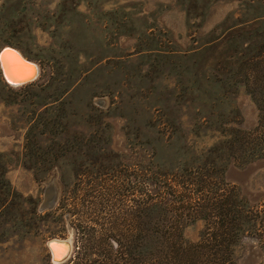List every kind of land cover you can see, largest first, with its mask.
I'll return each mask as SVG.
<instances>
[{"label": "rangeland", "instance_id": "rangeland-1", "mask_svg": "<svg viewBox=\"0 0 264 264\" xmlns=\"http://www.w3.org/2000/svg\"><path fill=\"white\" fill-rule=\"evenodd\" d=\"M4 46L39 73L16 86L0 73V264H229L198 247L212 224L178 218L194 198L182 181L209 172L264 200V160L229 162L234 130L258 120L264 0H0ZM156 170L176 190L161 253ZM52 237L72 241L64 262L51 261ZM233 252L262 257L251 240Z\"/></svg>", "mask_w": 264, "mask_h": 264}, {"label": "trees", "instance_id": "trees-1", "mask_svg": "<svg viewBox=\"0 0 264 264\" xmlns=\"http://www.w3.org/2000/svg\"><path fill=\"white\" fill-rule=\"evenodd\" d=\"M253 84L249 91L258 109V120L251 130L235 129L230 142L231 154L229 162L234 164H246L255 160H264V67L260 74H253ZM194 178L182 181L184 190L191 193L193 202L187 208L179 210L178 218L194 221L202 219L212 227H205L201 233L199 248H207L212 260L219 263L218 258L225 252L229 264H237L233 248L251 240L262 249V257L258 264H264V200L251 203L235 184L226 183L224 178L217 182ZM167 174L153 172V193L150 196V208L152 209L153 224L149 228L153 235L154 250L161 253V243L168 239L171 232L160 227L159 224L166 220L164 210H167V198L170 191H176L168 187ZM222 184V186H220ZM142 206V205H141ZM144 210V209H143ZM146 210V209H145ZM177 221V220H176ZM213 224H216L214 226ZM174 234L170 236V239ZM174 255H184L185 252L174 251ZM157 255V254H156Z\"/></svg>", "mask_w": 264, "mask_h": 264}, {"label": "water", "instance_id": "water-1", "mask_svg": "<svg viewBox=\"0 0 264 264\" xmlns=\"http://www.w3.org/2000/svg\"><path fill=\"white\" fill-rule=\"evenodd\" d=\"M23 59L19 53L16 51L15 48L10 46H4L0 49V73L4 80H6L8 83L9 81L12 82H19L21 81V85L25 84L26 82H31L33 80V77L31 78L33 72L29 71L28 68L25 67L23 64V61L21 62L19 60ZM27 63L31 65V61L26 60ZM26 63V64H27ZM32 64H36L32 62ZM37 65V64H36ZM39 73V68H38ZM36 71V76L38 75ZM30 78V79H29ZM11 84V83H10ZM54 193L52 185L49 184L47 187L45 194H44V201H43V207L47 206L50 207L54 203ZM46 246L49 249L50 255H51V261H65L70 257L71 250H72V241L69 238H58V237H52L49 238L46 241ZM56 249H61V255L56 254ZM58 257V258H57ZM63 261V262H64Z\"/></svg>", "mask_w": 264, "mask_h": 264}, {"label": "bare ground", "instance_id": "bare-ground-1", "mask_svg": "<svg viewBox=\"0 0 264 264\" xmlns=\"http://www.w3.org/2000/svg\"><path fill=\"white\" fill-rule=\"evenodd\" d=\"M10 47H11V46H10ZM16 51H17V52L19 53V55L23 58V59H20V57H18V55H16V56L19 58V60H20V61L22 60V61H23V64L25 65V67L28 68L29 71L33 72L31 78L34 76V77H33V80H34V79L38 76V75L36 76V71H37V73H38V67H37V65H36V64H35V65L32 64V61H31V65H30L29 63L26 62V60H28V59H26V57H24V56L21 54V52H19L18 50H16ZM22 61H21V62H22ZM26 63H27V64H26ZM29 79H30V78H29ZM33 80H31V81H33ZM5 81H6V80H5ZM6 82H7V81H6ZM29 82H30V81H29ZM7 83H8V82H7ZM10 83H11V84H10ZM21 83H22L21 81H19V82H12V81H9L8 84H9V85H15V86H16V85H21ZM26 83H28V82H26ZM54 252H56V254L59 253V254H58V257H59V255H61V249H56V251H54ZM58 257H57V258H58ZM61 262H62V261H61Z\"/></svg>", "mask_w": 264, "mask_h": 264}]
</instances>
